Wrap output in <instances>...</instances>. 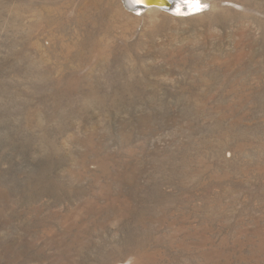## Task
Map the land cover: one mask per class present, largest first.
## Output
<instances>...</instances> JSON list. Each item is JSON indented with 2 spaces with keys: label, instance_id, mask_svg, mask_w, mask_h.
Instances as JSON below:
<instances>
[{
  "label": "rangeland",
  "instance_id": "1",
  "mask_svg": "<svg viewBox=\"0 0 264 264\" xmlns=\"http://www.w3.org/2000/svg\"><path fill=\"white\" fill-rule=\"evenodd\" d=\"M187 1L0 0V264H264V0Z\"/></svg>",
  "mask_w": 264,
  "mask_h": 264
},
{
  "label": "bare ground",
  "instance_id": "2",
  "mask_svg": "<svg viewBox=\"0 0 264 264\" xmlns=\"http://www.w3.org/2000/svg\"><path fill=\"white\" fill-rule=\"evenodd\" d=\"M126 1V7L129 9H132V10H135L137 11L138 13H142L143 11L145 10H158V11H162L160 10V6H149V7H142L140 5H138L137 3L138 2H141L142 0H125ZM145 1V0H143ZM146 1H149V2H153V0H146ZM159 4H163V3H166V0H156ZM188 5H187V12H191V11H198V9L201 8L202 10V3H204L203 0H188ZM185 3V0H179V3L177 2V4H174L170 7L169 10H171L173 13H180V12H183V10L185 9V7L182 5ZM168 11V9H167ZM185 11V10H184ZM186 12V11H185ZM196 13V12H195ZM192 14V13H191ZM180 15H183V14H180ZM188 15V14H187Z\"/></svg>",
  "mask_w": 264,
  "mask_h": 264
},
{
  "label": "water",
  "instance_id": "3",
  "mask_svg": "<svg viewBox=\"0 0 264 264\" xmlns=\"http://www.w3.org/2000/svg\"><path fill=\"white\" fill-rule=\"evenodd\" d=\"M183 1V0H182ZM177 2L179 3V0H166V3L163 4H159L156 0H153V2H149V1H141L138 2L137 4L142 6V7H149V6H160L161 8H167L170 9V7L174 4H177Z\"/></svg>",
  "mask_w": 264,
  "mask_h": 264
}]
</instances>
